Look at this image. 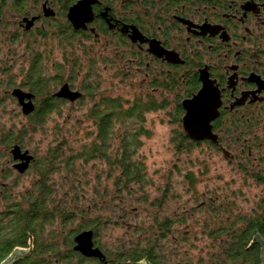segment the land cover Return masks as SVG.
I'll return each instance as SVG.
<instances>
[{
  "label": "rangeland",
  "instance_id": "obj_1",
  "mask_svg": "<svg viewBox=\"0 0 264 264\" xmlns=\"http://www.w3.org/2000/svg\"><path fill=\"white\" fill-rule=\"evenodd\" d=\"M12 3L13 0H6V4L0 0V83L3 86L0 89V97H3L0 103V165L10 168L12 162L9 150L13 144L7 145L4 137L16 139L34 157L36 167L54 154L56 148L59 155L48 181L54 186L55 200L62 202L66 209L74 208L73 205L89 206L91 199L100 207L102 195L108 193L111 206L119 205L114 201L117 174L109 176L103 162L75 160L71 171L65 164L81 144L91 142L96 127L90 111L93 107L104 110L102 99L121 98L131 103L137 97L152 93V88H148L143 74H136L125 64V59L118 58L120 53L114 51L117 41L110 37L99 40L85 37L79 47L74 43L67 47L65 37L61 39L57 31L49 27L43 31L44 35L29 38L28 43L20 39L14 25L17 19L11 11ZM31 69L38 70L41 80L51 84L50 91L58 87L52 80L57 74L66 81L69 79L74 89L83 90L82 98L72 104H58L59 113L54 112L45 117L43 123L31 127L4 92L9 86L21 83ZM162 92L160 89L152 96L157 102H166L167 106L144 116L143 128L149 136L140 138L141 148L136 155L144 165L148 182L133 185L131 195L122 190L121 206L130 213L127 216L130 215L131 225L126 228L110 224L102 231L100 242L114 248L119 241L143 240L138 234L140 231L133 233L134 229L142 226L143 236L148 237L146 229L150 228L153 215H158V219L174 220L159 242L166 254V264H218L224 258L222 242L229 239L226 230L240 227L243 218H250L259 198L253 196V184L243 182L236 166L227 164L220 155H208L206 146L178 154L174 140L176 133L182 131L181 122L174 120V96ZM123 128L116 125L115 132L123 133ZM188 173L193 177L192 184L187 180ZM37 182L31 168L22 175L6 171L0 186L14 185V195L20 200L27 192H33ZM209 203L218 211L203 208ZM100 210L102 218L114 220L109 210L107 213L105 208ZM53 224L54 228L59 227L57 220ZM75 225L76 222L72 227ZM50 230L52 226H46L45 234Z\"/></svg>",
  "mask_w": 264,
  "mask_h": 264
},
{
  "label": "flooded vegetation",
  "instance_id": "obj_2",
  "mask_svg": "<svg viewBox=\"0 0 264 264\" xmlns=\"http://www.w3.org/2000/svg\"><path fill=\"white\" fill-rule=\"evenodd\" d=\"M81 1L21 0L15 6L13 0L17 35L28 43L29 38L44 35L50 27L61 39L65 37L67 47L71 43L79 47L85 37H110L117 41L114 51L120 53L118 58L125 59L136 74L145 76L144 81L153 90L151 95L160 92L155 86L158 81L176 78L178 85L172 95L181 102L200 90L202 73L219 94L218 117L211 122L216 143H193L206 146L208 155L222 156L227 164L236 166L244 183L253 184V196L259 201L250 218L260 214L264 222V0H90L92 21L85 29H76L68 15L70 8ZM32 70L26 72L21 83L7 86L10 93L4 91L31 127V118L38 113L48 117L60 112L58 104H72L82 98L83 90L74 89L69 79L57 74L52 80L58 87L50 91L51 84L41 80L38 70ZM64 85L81 97L71 103L54 96ZM15 90L24 94L23 104H32V113L23 114L19 99L12 94ZM14 146L27 151L21 144L12 145L9 155ZM11 161L10 168L0 165V180L6 171L22 175L13 168L16 162L12 156ZM34 161L33 157L24 174ZM258 240L264 238L256 234L251 243L258 244L262 264L263 249Z\"/></svg>",
  "mask_w": 264,
  "mask_h": 264
},
{
  "label": "trees",
  "instance_id": "obj_3",
  "mask_svg": "<svg viewBox=\"0 0 264 264\" xmlns=\"http://www.w3.org/2000/svg\"><path fill=\"white\" fill-rule=\"evenodd\" d=\"M6 4V0H3ZM17 2V3H16ZM21 0H14L15 6ZM13 3V4H14ZM34 70H32L33 72ZM190 81V84L193 82ZM178 85L176 78H165L158 81L155 86L167 94ZM187 86V91L189 92ZM90 94L89 92H87ZM181 100L174 97V120L181 122L183 111ZM104 110L93 107L90 118L95 124L96 131L89 144H81L78 151L69 157L65 166L71 171L75 160L88 163L92 160L103 162L108 169V175L117 174L115 184V204L111 206L108 193L102 195L100 207L95 199L88 202L82 208L73 205L66 209L62 202L54 199V186L48 184L49 175L55 170V160L59 152L55 148L54 154L40 163V167L32 166L38 182L35 183L33 192H27L25 196L17 200L14 195L15 186L5 184L0 187V264H4L11 255L19 253L12 264H166V254L163 245L159 244L174 220L169 218L158 219L153 215L152 224L147 228L148 237H144L142 226H137L133 233L138 230L140 237L137 242L119 241L117 246L110 248L101 244L102 231L108 229L109 225L129 228V217L126 209L121 206L125 190L131 195L132 186H140L147 183L146 170L141 161L136 157L141 148V137L149 136L148 131L143 128L144 116L147 113L157 111L167 106L166 102H157L150 94L145 97H137L131 103L121 98L102 99ZM48 114V113H46ZM32 123L39 125L45 120L43 114L33 116ZM124 126L123 133L115 132V126ZM7 145H20L16 139L4 137ZM117 142L116 145H113ZM175 149L178 154L189 152L196 145L184 137L183 131L176 133ZM8 147V146H7ZM189 184L193 177L187 174ZM2 190V192H1ZM76 197V193L73 194ZM157 208L159 204L156 205ZM209 203L203 208L218 211ZM94 208V209H93ZM100 208H105V213L111 212L114 220L101 217ZM111 208V209H109ZM219 208V207H218ZM98 210V211H97ZM134 211V210H133ZM132 213V212H131ZM130 214V213H129ZM133 214V213H132ZM261 215L254 218L242 219L241 226L226 230L228 241H223V260L218 264H260L258 244L251 243L253 237L259 234L264 238V222L260 220ZM59 222V227L54 228V222ZM261 221V223H260ZM76 225L72 227V224ZM52 226V230L45 234V227ZM154 230L153 233L150 231ZM220 229V232H223ZM84 231L93 232V242L99 248L104 258L102 260L87 259L73 250L74 238ZM154 238V239H152ZM159 240V241H158Z\"/></svg>",
  "mask_w": 264,
  "mask_h": 264
},
{
  "label": "water",
  "instance_id": "obj_4",
  "mask_svg": "<svg viewBox=\"0 0 264 264\" xmlns=\"http://www.w3.org/2000/svg\"><path fill=\"white\" fill-rule=\"evenodd\" d=\"M90 2V0H83L70 8L69 20L76 29H85L86 25L92 21L93 16L88 6ZM200 82L202 87L197 94L183 100L180 104L183 111L181 128L184 137L192 142L201 143L203 141H212L216 143V136L212 133L211 122L218 117V108L220 105L219 94L212 87L211 83L208 82L207 78L202 76V73ZM12 94L19 99V103L23 107L24 115H28L34 111L31 103L23 104L22 99L24 94L22 92L15 90ZM54 96L66 99L72 103L81 97V93L73 92L67 85H64ZM10 155L12 156L13 162H16L13 168L20 174L28 170L29 164L33 160V157L28 154V151L22 152L19 146H14L10 151ZM258 242L263 249L261 263L264 264V241L258 240ZM73 250L87 259L102 260L104 258L99 248L94 245L92 231L79 233L74 238ZM16 255H19V253L11 255L4 264H12Z\"/></svg>",
  "mask_w": 264,
  "mask_h": 264
},
{
  "label": "bare ground",
  "instance_id": "obj_5",
  "mask_svg": "<svg viewBox=\"0 0 264 264\" xmlns=\"http://www.w3.org/2000/svg\"><path fill=\"white\" fill-rule=\"evenodd\" d=\"M180 104H181V102H180Z\"/></svg>",
  "mask_w": 264,
  "mask_h": 264
}]
</instances>
